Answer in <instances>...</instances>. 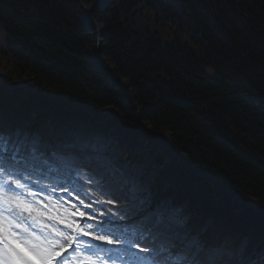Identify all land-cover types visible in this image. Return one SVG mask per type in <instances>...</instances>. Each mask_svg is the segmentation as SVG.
Wrapping results in <instances>:
<instances>
[{
	"label": "trees",
	"instance_id": "trees-1",
	"mask_svg": "<svg viewBox=\"0 0 264 264\" xmlns=\"http://www.w3.org/2000/svg\"><path fill=\"white\" fill-rule=\"evenodd\" d=\"M97 4L82 25L81 13ZM0 30V103L10 125L73 133L78 108L109 109L119 126L142 129L129 141L109 120L99 133L120 163L114 170L148 183L153 200L169 202L209 243L227 246L232 230L218 226L230 197L253 206L260 214L245 212L235 241L264 246V0H0ZM118 187L133 191L128 181Z\"/></svg>",
	"mask_w": 264,
	"mask_h": 264
},
{
	"label": "snow or ice",
	"instance_id": "snow-or-ice-1",
	"mask_svg": "<svg viewBox=\"0 0 264 264\" xmlns=\"http://www.w3.org/2000/svg\"><path fill=\"white\" fill-rule=\"evenodd\" d=\"M90 16L81 13V24L87 27ZM95 67L108 76L102 63ZM6 83L0 77V89ZM2 112L0 105V264H264V246L231 249L209 243L202 233H193L187 218L167 201L146 197L115 211L85 204L77 187L80 170H89L91 182L109 168L103 140L52 145L37 133L5 132ZM86 119L102 125L109 116L89 112ZM117 130L129 141L142 134L139 128ZM43 179H53L67 199L54 197L57 188L46 187L39 182ZM73 193L79 207L71 202Z\"/></svg>",
	"mask_w": 264,
	"mask_h": 264
},
{
	"label": "rangeland",
	"instance_id": "rangeland-1",
	"mask_svg": "<svg viewBox=\"0 0 264 264\" xmlns=\"http://www.w3.org/2000/svg\"><path fill=\"white\" fill-rule=\"evenodd\" d=\"M152 26V25H151ZM154 27V26H153ZM155 30H158L159 33L162 32V38L163 40L167 41L169 38H172L173 37V33L171 31L170 28H167L166 30H163L160 29L158 26H155L154 27ZM179 37H182L184 39L185 35H181V34H178ZM0 37H1V34H0ZM95 132V131H94Z\"/></svg>",
	"mask_w": 264,
	"mask_h": 264
},
{
	"label": "water",
	"instance_id": "water-1",
	"mask_svg": "<svg viewBox=\"0 0 264 264\" xmlns=\"http://www.w3.org/2000/svg\"><path fill=\"white\" fill-rule=\"evenodd\" d=\"M208 183H209L210 185H212V183H211V182H209V181H208Z\"/></svg>",
	"mask_w": 264,
	"mask_h": 264
}]
</instances>
